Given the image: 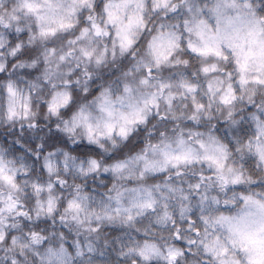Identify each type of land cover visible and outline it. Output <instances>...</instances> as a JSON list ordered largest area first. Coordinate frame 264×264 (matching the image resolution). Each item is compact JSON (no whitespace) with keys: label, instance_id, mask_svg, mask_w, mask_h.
<instances>
[{"label":"clouds","instance_id":"1","mask_svg":"<svg viewBox=\"0 0 264 264\" xmlns=\"http://www.w3.org/2000/svg\"><path fill=\"white\" fill-rule=\"evenodd\" d=\"M0 264H264V0H0Z\"/></svg>","mask_w":264,"mask_h":264}]
</instances>
